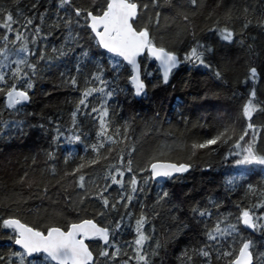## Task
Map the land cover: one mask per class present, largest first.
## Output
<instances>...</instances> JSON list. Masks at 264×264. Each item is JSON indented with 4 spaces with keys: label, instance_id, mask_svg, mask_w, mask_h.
<instances>
[{
    "label": "snow or ice",
    "instance_id": "6c2138e0",
    "mask_svg": "<svg viewBox=\"0 0 264 264\" xmlns=\"http://www.w3.org/2000/svg\"><path fill=\"white\" fill-rule=\"evenodd\" d=\"M51 5L52 0L46 5H41L40 0L31 5L34 10L44 8L38 12L40 22L34 24L36 12L25 15L17 0L0 3V133L23 135L25 126L37 127L29 125L27 120L33 116L43 119L42 113L27 110L33 103L32 93L40 74L56 69L63 87L78 89L79 98L74 102L69 123L62 125L59 117L48 116V126L38 125L46 135L51 133L50 150L44 154L54 158L56 147L62 142H79L84 145V152L75 166L65 170L57 181L63 186L66 208L45 210L41 214L44 222L40 223L21 217L20 205L28 199L22 192L4 205L0 231L7 233L10 246L6 252H0V264H116V259L124 256L127 258L122 259V264H156L157 259L164 264L161 251L167 254L168 242L178 243L180 237L189 233L194 234L189 235L188 242L176 255V264H264V179L246 182L257 171L264 173V147L260 145L264 125L253 123L254 114L264 112V101H258L255 88L260 76L255 62L246 61L243 72L233 81L232 98L238 101L235 115L220 114L221 123L211 136L175 145L159 144L135 166L132 156L136 148L129 134L132 121L117 123L109 107V98L117 91L130 92L134 97L147 96L150 78H154L153 89L168 85L174 70L182 63L203 67L227 85L226 76L235 71L232 62L221 57L220 63L213 64L210 57L233 43H246L244 33L254 23L249 6L229 7L223 17L214 10L208 12L204 19L211 21V26L202 28L201 33L214 35V45L192 23L195 9L202 6L200 0H187L186 4L177 0H90L83 7L75 5L73 0H54V11ZM220 6L218 0L215 8ZM169 11L171 16L166 14ZM162 14H165V26L176 28L172 43L165 42L163 37L158 40L154 34V29L160 27ZM233 16L243 19L239 40L236 28L229 24ZM46 17H50L49 31L43 28ZM255 25L264 30V12ZM56 32L62 37H58V44L53 43L49 48L39 43ZM181 37L186 38V43ZM176 40H180L181 48L174 46ZM247 50L250 57L259 55L251 43L247 44ZM108 70L112 72L111 79H105ZM121 82L130 85V89L122 88ZM237 85L248 90L238 92ZM43 95L48 98L51 93ZM94 95L98 103L89 111L88 98ZM209 95L218 93L205 92L203 97L194 99ZM5 113L8 119L4 118ZM80 115L91 117L94 137L79 126ZM158 115L155 114L156 118ZM145 126L150 130L152 121H145ZM219 145L227 148L221 156L228 166L222 180L225 191L236 192L242 187L244 195L233 202L234 211L227 213L219 211L223 200L209 198L204 207L199 202L193 203L189 216L181 220L183 204L172 202L163 184L191 169L199 152L212 154ZM176 150L184 155L172 157L170 154ZM73 156L69 152L65 163ZM99 162L106 163L103 175L90 176L88 170ZM205 167L210 169L212 165ZM49 168L55 175V167L49 165ZM152 181L158 188L153 204L149 206L140 200L136 211L133 204L138 193H144ZM15 183L44 195L49 191L42 176H29L27 172ZM114 185L118 186V192L113 197L110 189ZM89 199L98 201L99 206L90 211ZM55 203L53 200L52 204ZM10 205H15L16 210L9 211ZM165 206L171 224L161 237L154 221ZM112 213H118V218H113ZM191 221L199 225L198 231ZM125 228L131 229L133 236L126 242L127 248H123L115 235ZM96 244L99 247H94Z\"/></svg>",
    "mask_w": 264,
    "mask_h": 264
},
{
    "label": "trees",
    "instance_id": "16d2710c",
    "mask_svg": "<svg viewBox=\"0 0 264 264\" xmlns=\"http://www.w3.org/2000/svg\"><path fill=\"white\" fill-rule=\"evenodd\" d=\"M12 0H0V3H11ZM19 8L25 15H32L36 12L35 23H39V11L44 8L40 7L38 10L31 8L33 3L37 0H17ZM90 0H73V3L78 6H86ZM178 3H187V0H177ZM218 0H200L202 6L195 9L196 16L192 23L196 26L198 33H201L202 28L210 27L211 21L205 20L204 17L208 15L209 11H215L216 15L223 17V13L229 8H242L245 4L249 6L250 18L253 20V25L250 26L244 33L246 43L240 45L233 43L226 49L216 51L210 59L213 64L220 63L221 57L224 60L231 61L235 71L229 72L226 76L228 84L225 85L223 81L216 80L211 72L200 66H191L182 63L174 70L171 77V82L164 86H158L153 89L151 82L154 78H150L149 90L147 96L136 98L130 92L117 91L113 97L109 98V107L114 114L117 123L124 120H131L130 136L135 145L136 151L132 156L134 166L140 161L145 153L151 151L159 144H177L187 143L193 139H200L211 136L221 121L218 119L220 114L235 115L237 100L232 98L234 90L233 81L236 79L238 73H242L245 67V62L253 60L256 66L260 69V76L255 85L258 101H264V30H261L255 25V21L261 17L264 12V0H219L220 7L215 8ZM41 5H46L49 0H40ZM51 10L54 11V0H52ZM15 11V7L13 8ZM171 16V11L166 13ZM147 13L145 19H147ZM215 17H213L214 19ZM50 17H46L44 21V31H49L48 24ZM237 30V40L241 39L239 30L243 24V19L237 20L235 16L229 21ZM165 14L161 15L160 27L154 29V34L159 40L164 38L167 43H172L173 33L176 31L175 26L168 28L165 26ZM205 40L215 45V36L209 35L207 32L201 33ZM59 38L62 39L59 32L50 37L48 40H41V45L47 44L50 48L53 43L58 44ZM185 40L186 38L181 37ZM253 44L255 52L259 55L249 56L247 44ZM174 46L181 48L180 40H176ZM149 71H151V62ZM61 70L63 65H61ZM74 71V68L71 69ZM86 71L88 69H85ZM112 72L107 71L105 79H111ZM242 79V76L240 77ZM83 73L80 76V82L83 84ZM187 83V87L185 84ZM120 86L130 89V85H125L121 82ZM252 85L249 83L248 88ZM238 92H246L248 89L243 86H235ZM51 93L50 97L45 98L44 93ZM205 92L218 93V95H209L205 99H194V97H203ZM33 103L28 106V111L34 113H42L41 116H33L27 118L29 125H37V127L25 126V133L10 134L9 132L0 133V214H4V205L9 200L14 199L16 194L21 193L28 199L20 205V215L28 222L39 221L43 223L41 214L45 210L51 212L53 208H66L63 199V186L57 181L60 180L61 175L67 169L75 166L78 162L79 155L84 152V145L79 142L67 143L62 142L56 147L54 158L49 159L44 153L49 149L51 141V133L45 134L44 130L38 125L43 123L48 126L47 117L53 116L60 118V123L67 124L70 122V112L74 107V102L79 98V90L72 88H65L61 84L59 72L56 69L45 70L37 79L35 91L32 93ZM89 111L92 106L98 103V97L95 95L88 98ZM47 105V107H45ZM159 114L156 118L155 114ZM187 117V122L183 119ZM5 119L9 116L4 115ZM20 117H16L19 119ZM79 126L84 132L90 133L92 137L95 136L94 125L90 116L80 115L77 117ZM152 121V127L149 130L145 126V121ZM55 122V120L53 121ZM253 123L257 125H264V112H257L254 114ZM91 143V140L88 141ZM260 145L264 147V134L260 137ZM217 151L209 154L208 151L199 152L194 158V164L186 173L178 174L172 179L167 180L163 187L167 188L171 194L172 202H182V212L179 214L181 220H185L189 216L190 205L199 202L202 207L207 206L209 198L215 199L217 202L224 201L220 212L227 213L234 211L233 202L240 200L244 195V190L241 187L236 192H226L222 180L227 174L225 169L228 167L221 156L227 150L224 145L216 146ZM73 153L74 156L67 163H65V156ZM172 157L184 155L179 150L173 151L170 154ZM35 158V162H33ZM125 160H127V153H125ZM205 164H211L212 167L206 168ZM52 165L56 169V174L53 175L49 168ZM106 166L105 162H99L96 166L89 169V175H103V169ZM25 172L29 176H42L47 182L49 191L47 195L42 192H37L35 189L25 190L21 185L16 184L15 181L20 175ZM127 175V174H126ZM264 179V173L259 171L251 175L246 182L256 183ZM102 182V181H101ZM158 191L156 182H149V186L144 189V193H138L137 200L133 204V208L139 210V201L143 200L147 205H152ZM114 197L118 192V186H112L110 189ZM75 196V193H71ZM56 201L55 205L52 201ZM89 210L93 207H98V201L89 199L87 202ZM165 206L160 209L159 218L154 221L157 229V235L162 237L165 229L171 224L169 213ZM9 211H15L16 206L10 205ZM68 211H71L68 209ZM213 214L216 215V209L212 208ZM74 214V213H73ZM113 218H118V213L111 214ZM191 226L195 230H199V225L191 221ZM203 221H201V224ZM151 224L148 225L150 229ZM185 234L179 238V242L169 241L167 246V254L161 251V256L164 258V264H176V255L179 253L185 243L188 242L189 235ZM116 239L120 242L123 248H127L128 241H131L133 236L131 229L125 228L122 232L118 231ZM7 233L0 231V252H6L10 243L6 240ZM259 238V234H256ZM99 247V244L94 245ZM121 257L116 259V264H122ZM156 264H160L157 259Z\"/></svg>",
    "mask_w": 264,
    "mask_h": 264
},
{
    "label": "water",
    "instance_id": "95a60500",
    "mask_svg": "<svg viewBox=\"0 0 264 264\" xmlns=\"http://www.w3.org/2000/svg\"><path fill=\"white\" fill-rule=\"evenodd\" d=\"M136 98H139V97H136Z\"/></svg>",
    "mask_w": 264,
    "mask_h": 264
}]
</instances>
